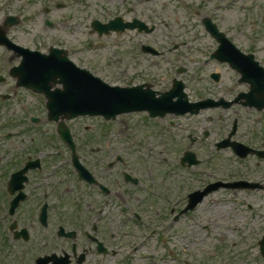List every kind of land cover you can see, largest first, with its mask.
I'll return each instance as SVG.
<instances>
[{"label": "flooded vegetation", "instance_id": "af4514ba", "mask_svg": "<svg viewBox=\"0 0 264 264\" xmlns=\"http://www.w3.org/2000/svg\"><path fill=\"white\" fill-rule=\"evenodd\" d=\"M183 1L165 0L159 8L150 9L142 5L140 0H123L120 10L117 13L111 11V16L106 22L140 21L155 27L151 33L135 32L143 36L154 35L158 31L157 24L165 22V17L155 16L156 14L165 16L172 14L175 19L170 17L169 19L176 21L179 18L177 14L184 12L187 14V21L194 29H197L199 24L207 34L204 21L209 18L219 22L215 20L214 0H186L185 3ZM69 6V1L60 3L51 0H0V49L12 56L11 61H18L10 68L6 65L0 68V77L6 76V68L9 75L5 82L0 83V93L10 95L7 100L0 99V101L17 98V91L31 94L29 90L20 88L16 79L10 76V71L19 66L22 59L20 49L15 46L44 54H49L52 48L65 49L69 51L71 59L74 57L76 52L64 46L53 45L54 37L52 39L51 36L55 29L68 28L67 17H62L63 20L60 22L53 21L51 17L63 9L68 10ZM242 6L246 8L245 5ZM42 17H44V26L40 31H36L38 20ZM96 19L100 20L97 17L93 18V20ZM169 29L171 30L172 27L167 26L163 30L164 37L166 39L177 37ZM194 37L201 39L200 33L194 32ZM20 39H30L34 45L21 43ZM179 52L180 47L169 49L172 56H177ZM163 54L161 56L143 55L161 58ZM213 62L226 66L236 75L239 84L246 85L242 82L241 75L227 64L205 60L206 65ZM262 66L264 67V64ZM140 74H143L142 70ZM214 74L220 75L219 82L212 77ZM132 75L133 73L127 78H132ZM159 78L160 76L151 78L152 80L148 82H136L131 79L130 85L150 83L155 89ZM221 78L222 74L218 71L211 72L209 79L213 82L210 81V85L219 84ZM10 79H14V87L17 91L6 92L1 89ZM222 87L219 86V90ZM224 89L222 88L219 93L214 92L213 96L209 97L232 101L240 93L246 92L242 91L234 97L233 95L229 97L231 91H224ZM41 100L40 106L33 107L30 104L26 113L20 108L23 99L19 96L18 107L21 110L19 117L24 124L23 127L17 128L22 129L19 136L32 134V138L24 144V150L20 154L11 156L8 153L3 154L0 148V264H175V262L176 264H241L240 256L209 255L202 258L196 255H165L162 248L159 250L152 248L150 243L155 247L152 241L156 240L158 235L163 236L161 230L167 224L170 231L175 227V223L180 219L177 216L183 210L181 206L183 205L184 208L187 202L172 195L166 200L164 196L159 195L158 189L155 192L152 190L153 186L142 182L143 175L133 173L136 165L132 151L134 145L139 147L136 129L110 126L87 131L85 126V132L81 134L76 122L84 120L97 123L108 122L99 117L64 120V125L61 122H52L48 119L46 99L41 97ZM237 107L245 113L258 114L256 109L243 105ZM231 109L233 107L222 108L226 113ZM136 115L147 116L141 113L128 116ZM147 119L151 120L148 117ZM227 120L228 116L222 115V121ZM247 124L249 120L242 123L244 127ZM242 125L239 122L234 137L240 142L247 138L243 134L241 137ZM232 126L233 122L231 128L227 126L224 129L222 139L229 137ZM0 128L3 131L9 130L4 121L0 122ZM87 135L88 138H86ZM9 138L11 137L8 134L0 133V146L2 141ZM250 147L258 149L255 144H251ZM75 160L88 169L90 175L87 178L80 176ZM119 178L124 180V185L120 183ZM239 178V176L231 177V180L223 182L236 183L240 181ZM133 179L137 181L133 182ZM125 188L136 190L131 192L134 196L126 192ZM139 188L143 192L150 191V196L159 199V202L153 198L147 199L154 209L146 207L144 199L135 197L136 193H139ZM240 191L250 190L240 189ZM165 209H167L168 218L160 216L161 211ZM154 213L155 218H152ZM256 213L255 204L252 205L250 202L243 204L242 214L254 216ZM168 243H171V240ZM237 244L238 241H232L231 247H236ZM150 250H154L153 253H150ZM261 257L264 259L262 252ZM181 258L184 259L183 262H180ZM250 259L254 260V257L246 261L249 262Z\"/></svg>", "mask_w": 264, "mask_h": 264}, {"label": "rangeland", "instance_id": "374dc122", "mask_svg": "<svg viewBox=\"0 0 264 264\" xmlns=\"http://www.w3.org/2000/svg\"><path fill=\"white\" fill-rule=\"evenodd\" d=\"M51 1L60 3L69 1L70 5L68 10L63 9L51 17L53 21L59 22L63 20L62 17H67L68 21L67 29H55L53 31L51 35L52 39L54 37L52 44L64 46L76 52L72 59L77 65L91 70L111 84L126 85L130 83V79L126 78L128 75L137 72L132 76L134 77L142 70L143 74L136 78V82L140 78H142L140 79L143 80L142 82H146L151 78L160 76L155 87L158 91L167 90L174 78H183L192 101L199 100L202 95H204L203 97L213 96L214 92L218 91L219 93L222 88H225L224 91H231L229 97L232 95L234 97L235 94L248 90L246 85L239 84L236 75L226 66L218 65L215 62L209 65L202 64L216 49L217 43L202 30L199 24L197 29H194L187 21V14L184 12L177 14L179 18L176 21L170 20L175 17L172 14L167 16L156 14L155 16L161 15L166 20L163 23L159 22L157 24L158 31L148 37L138 35L135 32L100 37L93 33L91 25L93 18H100L103 22L108 21L111 16L110 12L117 13L123 0ZM140 1L142 5L148 6L150 9H157L164 4L165 0ZM242 5H245L246 8ZM213 9L215 20L219 21L220 29L225 31L241 50L256 53L257 58L264 64V14H262L264 13V0H237L234 3L214 0ZM38 22L36 31H40L44 26V17L40 18ZM167 26L172 27L171 31L177 37L174 39L164 37L163 30ZM194 32L200 33L201 39L195 38ZM20 40L21 43L34 45L30 39ZM142 44L153 45L163 52L168 51L174 45H179L181 48L177 56L165 54L163 58H152L140 52L139 48ZM38 47L41 48L40 45ZM132 54H139V57L133 59L136 57ZM11 58L10 54L8 55L0 49V68L3 67L2 65L10 68L18 62L11 61ZM8 68H6L7 71ZM179 68H185L187 72L179 76L177 73ZM7 71H5L6 76H8ZM213 71L222 74L221 84L210 85L212 80L209 79V74ZM148 74L149 76L146 77ZM219 86L223 87L219 90ZM1 89L6 92L17 91L14 87V81L11 79ZM19 96L23 99L20 103L21 109L30 104L33 107L40 106L42 101L25 91H17V98L0 101V122L4 121L7 124V129H9L0 130V133H6L11 137L2 141L0 148L3 150V154L8 153L11 156L16 153L20 154L24 150V144L32 138L30 133L19 136L22 129L17 128L24 126L23 120L19 117L21 114L18 107ZM239 109L234 107L227 113L215 109L206 111L200 116L165 117L151 122L147 121L146 118L141 119L138 115L131 118L125 115L111 123L84 120L76 122V124L81 134L85 132V126L87 131H94L110 126L124 129L126 121L130 126L133 124L137 131L136 138L139 145V147L134 145L132 151L136 165L133 173L143 175L142 182L153 186V191L156 192L158 189L164 195L168 193L178 196V193L174 192L177 190L180 199H183L186 198L188 189L201 188L216 176L224 179V177L238 174L245 177H249L247 175L258 176L259 173L264 174V163L252 165L248 162L244 165L239 163V160L228 157L229 152L228 154L218 152L214 146L217 141L222 139V135L225 133L223 128L231 127L235 118L241 120V125L248 120L247 118H250L249 124L245 127L242 125L240 133L247 136L245 141L258 143L257 146H264V113L249 115ZM222 115L228 116V120L224 122L225 125L222 123ZM171 121H174V126H172ZM207 131L213 133L209 139L204 138V133ZM255 135H260V137ZM88 137L87 135L86 138ZM191 138L198 140L192 146ZM187 150L195 152L198 158L202 160L201 165L194 168L195 172L180 167V157L182 158L183 152ZM165 160L168 161L167 165ZM223 173L226 175L223 176ZM119 181L123 185L125 184L121 178ZM124 190L130 194L136 191L132 188H125ZM138 190L139 193H136L135 197L144 199L146 207L154 209L147 199L153 198L158 202L159 199L150 196V191L143 192L141 188ZM255 192L235 191L234 193L222 190L216 193L214 197L207 198L188 217H182L175 223V227L171 231L169 224H167L162 230L166 233L161 237L158 235L156 240L152 241L153 244L155 243V247L152 243L150 246L158 250L162 248L165 255L166 245L168 252L173 249L174 253L179 255H183L187 250L191 252L195 250L196 254L203 258L209 255L239 256L240 250L246 243L247 251L250 250L254 257V260L250 259L248 264H264L259 247H255L256 242H246L255 240L260 233H264V192ZM246 202L256 205L257 215L255 217H245L247 214H242L243 204ZM181 207L183 209V205ZM167 209L162 210L160 216L166 215ZM152 218H155V213L152 214ZM170 240L171 243H168ZM236 240L238 241L236 247H231L232 241Z\"/></svg>", "mask_w": 264, "mask_h": 264}, {"label": "water", "instance_id": "95a60500", "mask_svg": "<svg viewBox=\"0 0 264 264\" xmlns=\"http://www.w3.org/2000/svg\"><path fill=\"white\" fill-rule=\"evenodd\" d=\"M93 25L100 33L109 30L124 31L126 28L135 29L136 27L151 31L144 24L138 22L125 25L120 22H111L106 26L95 22ZM209 30L221 42V46L213 58L229 61L235 68L245 73L244 65L247 60L239 61L233 55H229L227 53L229 43L224 35L219 34L215 26L209 25ZM146 49L157 54L153 49ZM61 53L57 51L53 55L44 56L40 53L24 51L21 53L23 57L21 67L13 71V74L19 77L21 86L43 93L49 98L48 108L52 119L59 120L62 115L72 119L86 114L102 115L110 119L116 118L120 114L143 109L150 110L153 116L164 115L166 112L180 115L188 112L199 113L201 110L218 106L213 105L211 101L190 105L187 95L183 92V86H181V90L179 89L178 94L177 88H175L172 92L163 94L160 100L153 99L149 92L142 94L137 90L112 88L101 80L93 78L86 71L74 72L73 67L69 65L67 56ZM248 71L251 73L250 70ZM249 81L253 87L250 94L246 95L249 99L246 104L263 109L264 80H261L258 73L254 79H249ZM57 84H62L63 89L52 90ZM176 96L179 97V100L173 103L172 100ZM186 159L190 160V164H197L195 156L191 153H187ZM205 194L207 193H201V196Z\"/></svg>", "mask_w": 264, "mask_h": 264}, {"label": "bare ground", "instance_id": "6f19581e", "mask_svg": "<svg viewBox=\"0 0 264 264\" xmlns=\"http://www.w3.org/2000/svg\"><path fill=\"white\" fill-rule=\"evenodd\" d=\"M264 192L263 190H257L255 193H261Z\"/></svg>", "mask_w": 264, "mask_h": 264}]
</instances>
